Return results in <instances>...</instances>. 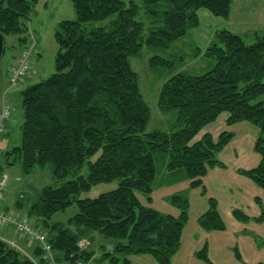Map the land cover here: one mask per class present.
Instances as JSON below:
<instances>
[{"label": "trees", "instance_id": "16d2710c", "mask_svg": "<svg viewBox=\"0 0 264 264\" xmlns=\"http://www.w3.org/2000/svg\"><path fill=\"white\" fill-rule=\"evenodd\" d=\"M39 1L0 0L3 56L10 35L18 36L12 45L17 52L28 47L26 20ZM71 1L77 18L59 24L56 72L21 91V142L1 152L7 128L0 155L10 165L21 164L27 174L36 166L53 164L58 180L89 163L87 176L43 187L39 199L27 208L28 216L47 232L60 263L130 264V255L150 254L159 264H173L189 220V191L168 198L180 210L177 217L145 205L140 195L151 200L161 172L174 179L185 174L192 187H203V177L211 168L227 167L219 154L235 137L234 132L223 131L216 139L206 132L195 141L222 113L229 114V125L247 121L259 129L254 150L261 156L260 163L238 172L264 189V35H255L256 41L248 44L240 35L219 30L203 53L214 60L210 70L200 74L181 70L161 87L158 106L176 115L172 129L147 131L151 108L132 57L144 46L171 48L199 27L201 8L228 18L234 0H143L150 26L139 19L141 6L134 0ZM115 14L118 21L112 27L92 26ZM201 52L195 48V56ZM149 63L152 67L171 66L158 55ZM160 157L163 162L159 166ZM115 180L119 181L117 188L96 198H80L92 186ZM258 202L262 213L252 220L263 222L264 206L260 199ZM74 204L78 213L67 222L52 219ZM233 214L238 220H251L242 210L235 209ZM198 221L206 231L226 229L213 197ZM94 232L113 242L109 248L103 246V253L96 258L93 247L81 249L78 245L84 237L94 243ZM35 256L40 257V264H46L40 248ZM197 256L214 264L207 244ZM0 264L39 263L0 238Z\"/></svg>", "mask_w": 264, "mask_h": 264}, {"label": "crops", "instance_id": "0c3cea01", "mask_svg": "<svg viewBox=\"0 0 264 264\" xmlns=\"http://www.w3.org/2000/svg\"><path fill=\"white\" fill-rule=\"evenodd\" d=\"M263 2L264 0L260 3ZM257 9L252 10L250 8L248 10L245 7L238 11L235 9L234 4L230 17L223 18L213 15L206 8H201L198 12L200 25L192 29L189 34L194 39L197 47L202 50L199 56H203L204 50L209 46L217 31L220 29H228L242 37L248 36L250 33L255 34L258 31L264 34V18L260 19V17L256 16L252 23L250 22L248 24V29L245 30H241L238 26L236 29L233 23V19L238 12L245 11V16L250 18L249 12L254 15ZM262 10H259L257 14ZM30 47L33 49L34 55L37 56L39 53L35 52L36 46L33 45ZM18 55L19 52L14 55L13 62L9 63L7 68L8 71L17 63ZM37 72L39 70L37 71L36 68H33L32 63V74L28 79L15 87H12L9 81H7V84H3L0 88V109L7 104H11L15 111L12 100L17 95L20 96L18 94V90H20L19 86H22L26 81L32 79V77L37 75ZM228 117L229 114L227 112L222 113L216 121L207 125L195 137V141H197L206 132L212 133L215 139L223 131H232L235 133L233 140L219 154V159L224 161L227 167L216 166L211 168L207 175L203 177V187L206 193L203 192L202 186L192 187V180L188 179L185 174H181L178 179H174L173 177L167 176L166 173L161 172L158 186L155 187L151 194V200L147 201L144 196L140 195L145 205L162 213L177 217L180 215V210L172 205L168 198L175 193L189 191L190 216L183 229L181 246L173 256V264H206L204 260L197 256V253L206 244L208 245L209 258L214 264L264 263V221L257 222L252 220V218L259 217L262 213V206L259 204L258 199L261 200L264 206V189L259 187L250 178L238 172L239 169H251L260 163L261 156L254 150V143L259 136V129L247 121L229 125L227 123ZM16 118L13 119L12 116L9 121L8 135L1 143V152L8 149L10 142L9 135L15 127L14 120ZM228 150H231L229 156L226 155ZM229 159H236L237 164H230ZM210 197L218 201L219 211L226 224L225 230L206 231L199 224V217L208 209ZM235 209L242 210L251 220L247 222L238 220L233 214ZM33 221L34 225L37 226L35 220ZM254 235L258 236V240ZM92 236L94 237V243L91 242L90 238L84 237L82 239L85 244L84 249L94 248L95 255L93 258L101 256L103 246L107 248L113 246L112 241L106 245L105 238L100 233L94 232ZM0 237L15 241L24 250L23 253L25 255L39 264L41 261L40 257L35 256L36 248H40L42 251L41 258L45 260L46 264H66L60 263L57 260L59 253L55 250L53 252V259L44 257L43 249L38 246V243L18 234L14 227L0 228ZM128 259L130 264H159L150 254L130 255ZM106 264L110 263L107 262Z\"/></svg>", "mask_w": 264, "mask_h": 264}, {"label": "rangeland", "instance_id": "374dc122", "mask_svg": "<svg viewBox=\"0 0 264 264\" xmlns=\"http://www.w3.org/2000/svg\"><path fill=\"white\" fill-rule=\"evenodd\" d=\"M134 1L141 6V16L139 17V19H142L146 26H150V19L146 15L143 0ZM261 1L262 0H236V2L235 0L233 1L232 9L233 5L235 4V9H237L238 11L239 9H244L245 7L248 8V10L250 8H252V10L258 8L255 11L256 14L254 15L253 13L249 12L250 18H247L245 16V11H237L238 13L233 19V23L235 24L236 29L237 26L240 27L241 30L248 29V24L250 22L252 23L253 19H255L256 16L260 17V19L264 18V2L260 3ZM259 10L262 11L257 14ZM76 18L77 14L71 0H40L30 18L26 20V23L29 27L28 46L30 47L35 45V52H38L40 54V56L39 54L36 56L33 52V56L31 58L33 68H36L37 71L39 70V72H37V75L32 77V79L26 81L22 86H19L20 90H18V94L20 96L17 95L12 100L15 106L13 119L16 117L17 118L14 120L15 127L11 130L9 135L10 142L8 148H11L16 144H20L21 142V126L24 122L21 91L29 85L35 84L45 78H48L56 72V56L59 51V44L55 38V35L59 29V24L63 20H75ZM116 20L118 21V14L112 15L111 17L103 21H96L92 24V26H102L110 28L113 26L114 22H117ZM149 28L150 27H147L145 32L146 34L148 33ZM262 33L263 32L261 31L255 32V34L250 33V36H245L244 40L248 44H252L256 41L255 35L258 34L260 36H263L264 34ZM189 34L175 42L172 47L167 50L144 46L139 55L132 57V65L139 74L141 91L151 108V119L148 123L147 131H153L156 129L170 131L172 129L174 118L176 115L172 112L166 113L162 111L158 106V98L161 87L171 75L181 70H189L193 73L200 74L210 70L214 66V60L203 57L202 55L195 56V48L197 47V44ZM17 38L18 36L16 35H10L6 37V53L3 56L0 67V88L3 86V84H7V68L9 66V63L13 62L12 60L14 55L17 54V48L12 46L17 43ZM156 55L166 58L171 66L167 67L161 65L159 67H152L149 61L151 57H154ZM237 136L239 137V135ZM230 153L231 150H228L226 155L229 156ZM96 156L97 155L92 157L91 160H94ZM162 158L163 157H160L157 161V164H159V166L161 162H163ZM229 161L232 165L237 164L236 159H229ZM53 170L54 165L47 164L45 166H36L30 174H27L23 171L21 164L18 163L15 165H10L6 162L5 158L0 155V175L2 176L3 174H5L8 176L6 186L2 190L0 208L6 207L12 211L15 210L14 212L20 214L21 216L24 214L27 215V209L25 208L35 203L39 199L43 187L48 185L57 187L60 186L64 181L76 178L77 176H87L89 173V163L86 162L81 169L70 174L65 180L56 179ZM118 184V180L96 184L92 186L90 190L82 192L80 194V198H96L104 192H108L117 188ZM78 210V205L74 204L65 211L55 213L52 219L54 221L65 223L69 218L77 214ZM0 238L6 241L10 246H12L8 242L9 239L2 237ZM83 241L84 240L81 239L78 244L81 249L85 248V244ZM104 241L105 244L108 245L111 239L105 238ZM18 250L20 251V249ZM23 252L24 251H22V253Z\"/></svg>", "mask_w": 264, "mask_h": 264}, {"label": "built area", "instance_id": "2783aa9c", "mask_svg": "<svg viewBox=\"0 0 264 264\" xmlns=\"http://www.w3.org/2000/svg\"><path fill=\"white\" fill-rule=\"evenodd\" d=\"M33 52L30 48H23L19 52L17 64L11 67L9 70V82L12 86H17L22 81L28 79L32 73L31 58ZM14 113L13 106L11 104L5 105L0 109V143L3 136L7 132L9 121L11 120ZM8 176L3 175L0 178V199H2V190L5 188ZM15 227L16 231L30 239L36 241L38 245L43 249L44 257L53 259V246L49 241L48 234L41 228L34 225L33 218L28 215L20 216L18 213L7 209L5 207L0 208V227ZM8 242L21 251H24L15 241ZM79 264H82L79 262Z\"/></svg>", "mask_w": 264, "mask_h": 264}, {"label": "water", "instance_id": "95a60500", "mask_svg": "<svg viewBox=\"0 0 264 264\" xmlns=\"http://www.w3.org/2000/svg\"><path fill=\"white\" fill-rule=\"evenodd\" d=\"M4 35L0 32V67H1V61L3 57V51H4Z\"/></svg>", "mask_w": 264, "mask_h": 264}]
</instances>
